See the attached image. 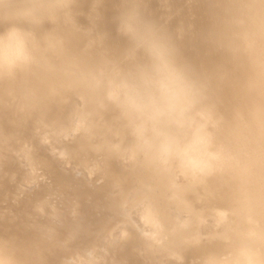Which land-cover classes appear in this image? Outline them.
Segmentation results:
<instances>
[{"label":"bare ground","instance_id":"1","mask_svg":"<svg viewBox=\"0 0 264 264\" xmlns=\"http://www.w3.org/2000/svg\"><path fill=\"white\" fill-rule=\"evenodd\" d=\"M43 1L59 5L63 0H0V37L12 30L22 33L16 29L20 17L14 15ZM139 1L140 7L124 3L126 12L119 2L109 1L107 15L89 38L74 35L71 26L63 29L70 45L61 59L41 56L25 41L24 52H11L5 64L0 43V181L11 185L5 194L13 190L7 194L11 206L0 211V225L10 223L7 234L0 232L5 264H64L71 256H79L78 264H92L83 255L93 256V264H264V118L257 112L264 83L261 91L253 90L255 103L246 90L253 85L231 72L250 69L264 79V0H240L237 6L233 0H201L211 4L193 9L184 0ZM131 16L170 42L176 66L196 86L201 122L210 137L204 156L212 165L208 174L194 176L178 159L164 156L161 138L152 133L146 134L148 143L141 141L134 134L139 114L133 109L115 116L123 105L107 98L110 85L139 84L151 63L122 31ZM97 29L103 32L94 36ZM76 45L84 50L73 53ZM67 56L73 59L69 69L78 71L81 81L99 87L93 97L98 105L90 100L77 104L92 134L85 150L69 147L60 135L48 147L40 130H29L37 118L36 107L28 118V107L38 100L41 78L61 87ZM216 57L224 65L211 61ZM56 91L46 95L54 100ZM113 114L120 127L109 122ZM24 135L37 141L30 152L24 151ZM64 160L73 165L71 171H65ZM33 163L51 177L57 198L50 189L41 201L22 197L17 186ZM211 218H219L222 226L208 236Z\"/></svg>","mask_w":264,"mask_h":264},{"label":"rangeland","instance_id":"2","mask_svg":"<svg viewBox=\"0 0 264 264\" xmlns=\"http://www.w3.org/2000/svg\"><path fill=\"white\" fill-rule=\"evenodd\" d=\"M109 1L119 2L118 6H121V9L125 12L127 11V9H126L127 6L125 8L124 3H127L129 6L133 5L136 7H140L142 5V3L139 0H63V1H61V3L59 5H54L51 2L43 1L39 4H37L36 7L30 8V9L22 8V10H20L21 11L20 13H17L16 15H14L15 19L20 17V19L18 20L19 22H17L18 27H16V29L19 28V30H22V33L25 36V41L28 42V44L30 46H35L38 49V53L41 56L46 57V55H54L55 57H57V58L60 57V59H61V56L65 53H67L66 50L64 49L65 46L70 45L67 41V37L65 35H63V32H62L63 29H66L67 27L71 26V31L74 35L78 34V35L85 37V38H89L90 36H93L91 34L92 30L95 27L100 26L102 15H107L106 13L108 12V9L106 8V5H108ZM211 1H215L217 3L220 2V0H211ZM233 1L235 2L233 4L235 6L239 5V3H240V0H233ZM44 2H46V3H44ZM139 3H140V5L137 6ZM184 3L189 5L190 6L189 8L193 9L196 7L194 5L201 4V0H184ZM203 4L206 6V5H210L211 2H207V3H203ZM203 4H201V5H203ZM143 16L146 19L149 18V20H151V18H152V16L150 14H147V13H146V15L143 14ZM100 32H103V29H97L94 36H98L97 34ZM94 39H98V38L94 37ZM222 49L224 50L226 48H222ZM71 50L73 53H78V52L84 50V47H83V45H76V47L72 48ZM62 60L64 61V65H65V66H63L61 63V67L65 71V79L63 80L61 87L52 86V84H50L49 82L46 83L44 81L43 77L41 78V81H40L41 89L44 91H41V89H38L37 90L38 100H37L36 104L28 107V109L30 110L29 114H28V118L32 119L33 111H34L35 107H36V109H35L36 112L34 113V115H36V118H37V120H36L37 122L32 123L29 130L30 131L40 130L38 135L40 133H43V135L45 136V138H44L45 144L48 145V147H51L53 145V143L56 142V137L58 135H60L59 136L60 139L63 138L69 147H74L77 149L80 148L82 150H85L88 147V140L92 134L89 131L88 126L86 127L87 122L84 121L83 118H81V115L79 114L81 109L77 106V104H78V102H82V100H84V101L90 100L89 102L92 101L91 103H93L94 105L95 104L98 105V103H96L94 101V98H95L94 92H96V88H99V87H96V86L92 85L91 83L85 84L83 81H81L82 78H81L78 71L73 73L69 69V68H71V64L73 62L72 58L67 56V57L62 58ZM222 60H223L222 57L220 58V60L217 59V57H216V58H213L211 61L213 63L216 62V64H218V65H220V64L224 65V63L221 62ZM0 67L2 69H4L3 63L1 61H0ZM240 71L241 70L239 68H236V67H234L231 70V72H233V73H238L237 76H239V78L241 76V78L243 80H245V82L248 83V86L250 84L253 85V87L250 86V88L246 87V90H247V94H248L249 99H251V101H253V102L255 101V103H256L255 98L257 97L258 93L255 91H258V90L261 91V89L263 87L264 79L259 74H257V73L255 74L254 72H252L250 69L249 70L248 69H246V70L242 69V73H239ZM5 73H6V70L4 71V74ZM117 73H118V71H116V75H118ZM3 80L5 82V77ZM241 82H243V81H241ZM112 85H116V83H114ZM56 89H58V91H56ZM53 90L56 91L54 93L55 94L54 100L50 99L46 95V93H49V94L52 93ZM253 90H255V91H253ZM76 91H79V92L81 91V93H79V92L76 93ZM9 94H11V93H9ZM122 99H123V95L121 94V100ZM95 100H96V98H95ZM260 100H262V101H260ZM259 104H261V105H259V107L257 108V110H258L257 112L259 113V115L262 118H264V98H259ZM130 109L131 108H128L125 106H118L116 108L115 116H117V118H118V115H120V114L127 115L128 114L127 110H130ZM42 110H44V111L42 112ZM115 116H114V114H113V116L111 115L110 119L112 122L111 121H109V122L112 123L113 125L117 126L119 124L117 123L118 120L115 119ZM6 120H8V119H6ZM81 124H82V127H80ZM125 125H127V124H125ZM5 126L7 128L9 127L8 124H5ZM78 127H80V131L77 132L76 129ZM117 127H120V126H117ZM7 128H5V129H7ZM149 129L150 130L148 133H152L154 135V137H157L154 139H158L159 136H157L156 133L151 131V125H149ZM218 129H219V126H218ZM224 130L225 129H223V131ZM32 134L36 135L35 132H32ZM24 136L25 137L23 138V141H22V145L25 144V146H26V147H24V151L26 148H28L27 150H28V152H30L32 149V146L37 144V141H36V139L34 140V137L32 138V140L29 139V135H24ZM223 138H225L227 140L228 139L231 140L230 138H228L226 136ZM38 143H40L39 140H38ZM0 149H1V146H0ZM62 163L66 164V166L64 165V169L66 172L71 171L70 166H73V165L70 164V161L64 160V161H62ZM127 164H129V167L132 168V163L129 160H128ZM26 167H27L25 169L26 175L24 177V180H22V182L19 183L17 186L18 191H21V192L24 191L22 197H25L27 199L30 197L28 200H37V198H38V200L41 201V200L45 199L43 197L47 195L48 191L47 192L45 191L47 189L48 190L50 189L49 195L51 194V190H52L53 193L51 196L55 197V198L58 197V192L56 191L55 188L53 191V187H52L53 181H52L51 177H49L48 175L46 177V174H47L46 172H45V175L42 174L44 171L42 170V172H41L40 169H38L39 165L33 163V164H27ZM27 173H29V174H27ZM16 175L17 174L15 173V179H17ZM18 175H21V172ZM1 178H2V172L0 171V179ZM43 178H44V180H43ZM41 179L43 182L45 181V183H43L41 181ZM36 181L38 184H36ZM88 181H90V179H88ZM0 186L2 187V188L0 187L1 188L0 189V211H3V210H7V208L5 209V207L11 206L10 203H11L12 195H10V194H13L12 193L13 190L7 191L5 194L6 190L5 191H3V190L9 189L11 185L6 183L5 181H2V180L0 181ZM35 186H36V188H35ZM20 187L24 188V189L27 188V190L26 191L24 189L22 190ZM43 189H44V192H42ZM36 190H38V191L40 190L39 193ZM34 191H36V192H34ZM1 192H3L6 196L3 197V193H1ZM8 192L10 193L9 194L10 196L7 195ZM42 193H44V194H42ZM45 193H46V195H45ZM38 194H39V196H38ZM53 194H54V196H53ZM1 196L4 199L1 198ZM4 201H5V203H3ZM43 202H44V205H46V206L49 205V203H47L48 201H43ZM1 207L3 210L1 209ZM11 213L13 215H16L15 211L11 212ZM137 214L138 213L135 212V214H133L132 216L135 217V215H136V217H137L138 216ZM0 218L2 219L3 217L0 216ZM136 219H138V218H136ZM211 219L212 220H210L208 222V225L206 226V229H207L206 234L208 236L216 235V232L222 226V221L219 218H211ZM16 223L17 222H11V225H13L12 227H14V226L16 227L17 226ZM127 224H128V226L134 228V226L130 222H128ZM8 226H10V223L6 224L4 227L2 226V224L0 225L1 235L7 234L6 229ZM143 227H141V228H143ZM20 233L21 232H19V233L17 232L16 235L18 237H20V236H23L26 234L25 232H23L21 234ZM118 243H119V239H117L115 241V244H118ZM83 256L86 258L84 261L85 263H86L87 259H89L90 261H92V264H93V262H94L93 256H91V255H83ZM78 257L79 256H76V257L71 256L72 259L67 258L65 260L64 264H78L79 263ZM0 260H3L2 264L6 263L5 258H3V256H0ZM86 264H90V262L86 263Z\"/></svg>","mask_w":264,"mask_h":264},{"label":"clouds","instance_id":"3","mask_svg":"<svg viewBox=\"0 0 264 264\" xmlns=\"http://www.w3.org/2000/svg\"><path fill=\"white\" fill-rule=\"evenodd\" d=\"M122 31L136 49L146 52L151 63L142 70L139 84L110 85L107 98L139 114L134 134L141 141L148 143L146 134L151 125V131L161 138L164 156L175 157L194 176L198 172L208 174L212 165L204 159L210 142L206 124L201 122L204 111L199 108L195 84L175 64L170 42L153 27L140 26L135 16L125 21ZM0 43L5 64L9 63L11 52L19 54L25 50V36L17 30L0 37ZM160 126L166 130L160 131Z\"/></svg>","mask_w":264,"mask_h":264}]
</instances>
